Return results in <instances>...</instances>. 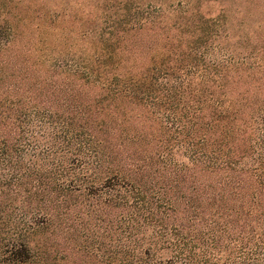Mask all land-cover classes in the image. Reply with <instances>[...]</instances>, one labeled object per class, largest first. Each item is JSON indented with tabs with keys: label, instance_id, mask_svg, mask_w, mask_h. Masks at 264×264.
<instances>
[{
	"label": "trees",
	"instance_id": "obj_1",
	"mask_svg": "<svg viewBox=\"0 0 264 264\" xmlns=\"http://www.w3.org/2000/svg\"><path fill=\"white\" fill-rule=\"evenodd\" d=\"M115 11L59 60L60 16L0 0V212L22 196L24 227L0 264L34 262L44 226L84 216L112 230L105 264H162V249L166 264H264V36L235 52L222 17L143 36L137 3Z\"/></svg>",
	"mask_w": 264,
	"mask_h": 264
},
{
	"label": "rangeland",
	"instance_id": "obj_2",
	"mask_svg": "<svg viewBox=\"0 0 264 264\" xmlns=\"http://www.w3.org/2000/svg\"><path fill=\"white\" fill-rule=\"evenodd\" d=\"M20 5L38 7L43 12L48 11L59 15L60 19L56 23L54 34L55 48L62 53L59 60L75 59L79 60L86 53L85 40L82 34L85 28H90V24L95 22V30L104 22L106 13H115L116 5L119 2L130 1L140 6L144 24H151L140 32L143 36L157 34H172L177 31L175 23L186 20L191 16L195 19L199 16L207 18H221L224 25L219 34L226 35L227 40H221V45L237 51V42L241 37L250 38V47L258 36H264V0H189L188 6L180 8L177 6L179 0H13ZM181 1V0H180ZM185 3V1H184ZM108 5L113 6L108 9ZM136 6V5H135ZM106 8V9H105ZM183 11H186L184 13ZM24 15V13H22ZM97 19L94 21V19ZM103 26H100V28ZM155 32L153 33L152 30ZM140 31V30H138ZM137 36V44H139ZM22 196L10 195L15 198L13 202L8 200L0 212V257L11 246L20 242L23 234V222L21 211L18 207ZM80 200L86 206H96L97 198L81 197ZM90 217H82L76 223L68 227L63 223H53L44 226L40 233L32 239L31 247L38 254L34 262L28 264H105L107 258L112 255L102 247L101 235L109 233L105 225H98L95 221L89 220ZM114 239L111 240V246ZM221 254V253H220ZM173 254L167 250H160L157 259L162 264ZM215 264H242L239 259H234L233 254L227 257V252L222 255H214ZM227 258V259H226ZM231 262V263H229ZM247 262V261H246ZM244 264H247V263ZM116 264V263H111Z\"/></svg>",
	"mask_w": 264,
	"mask_h": 264
}]
</instances>
